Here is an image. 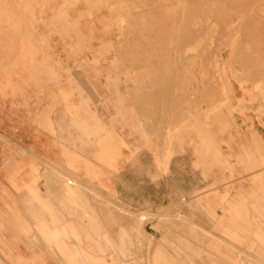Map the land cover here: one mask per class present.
<instances>
[{
  "label": "crops",
  "instance_id": "1",
  "mask_svg": "<svg viewBox=\"0 0 264 264\" xmlns=\"http://www.w3.org/2000/svg\"><path fill=\"white\" fill-rule=\"evenodd\" d=\"M86 7L0 0V264H264L251 86L228 80L188 128L185 99L129 97L98 48L74 46Z\"/></svg>",
  "mask_w": 264,
  "mask_h": 264
},
{
  "label": "rangeland",
  "instance_id": "2",
  "mask_svg": "<svg viewBox=\"0 0 264 264\" xmlns=\"http://www.w3.org/2000/svg\"><path fill=\"white\" fill-rule=\"evenodd\" d=\"M79 1L87 5L89 29L75 34L74 46L82 39L98 48L92 63L107 58L110 84L122 81L129 97H181L186 126L196 118L209 125L227 101V81L234 80L251 86L255 111L264 115V0ZM150 217L138 215L139 227Z\"/></svg>",
  "mask_w": 264,
  "mask_h": 264
},
{
  "label": "bare ground",
  "instance_id": "3",
  "mask_svg": "<svg viewBox=\"0 0 264 264\" xmlns=\"http://www.w3.org/2000/svg\"><path fill=\"white\" fill-rule=\"evenodd\" d=\"M158 1V0H157ZM160 1V0H159ZM157 2L159 5L161 4L160 2ZM165 1H167L168 2V0H165ZM114 2V1H113ZM155 2V1H154ZM154 2H153V4H154ZM154 6H155V4H154ZM158 7V6H157ZM156 7V8H157ZM161 7V6H160ZM128 8V7H127ZM149 8H151V7H149ZM148 9V8H147ZM153 9V8H152ZM129 10V9H128ZM175 11V10H174ZM246 11V10H245ZM124 12V11H123ZM128 12V11H127ZM263 12V11H262ZM120 13V12H119ZM133 13V12H132ZM138 13V12H137ZM240 13V12H239ZM133 15V14H132ZM230 15H231V13H230ZM243 15V14H242ZM248 15V14H247ZM129 18V17H128ZM257 18V17H256ZM175 19V18H174ZM133 22V21H132ZM134 24V23H133ZM148 25V24H147ZM140 26V25H139ZM126 31V30H125ZM179 31V30H178ZM169 33V32H168ZM178 34V33H177ZM177 37V36H176ZM168 40V39H167ZM136 41V40H135ZM149 41V40H148ZM182 44H183V41H182ZM185 44V43H184ZM243 44V43H242ZM178 45V44H177ZM227 45V44H226ZM140 46V45H139ZM187 46V45H186ZM179 47H180V45H179ZM177 48V47H176ZM203 48V47H202ZM167 50V49H166ZM177 50V49H176ZM208 50V49H207ZM123 51V50H122ZM168 51V50H167ZM184 51V50H183ZM134 52V51H133ZM178 52V51H177ZM180 53V52H179ZM122 54V53H121ZM153 55V54H152ZM166 56V55H165ZM169 56V55H168ZM171 56V55H170ZM154 57V56H153ZM101 58V57H100ZM152 58V57H151ZM134 60V59H133ZM157 60V59H156ZM159 60V59H158ZM185 61V60H184ZM142 62V61H141ZM161 63V62H160ZM168 63V62H167ZM175 63V62H174ZM264 63V62H263ZM182 64V63H181ZM133 65V64H132ZM252 65H254V64H252ZM146 66V65H145ZM180 66V65H179ZM153 68V67H152ZM252 68V67H251ZM138 70V69H137ZM141 71V70H140ZM151 72V71H150ZM174 74V73H173ZM138 77V76H137ZM148 77V76H147ZM152 81V80H151ZM127 82V81H126ZM205 86V85H204ZM169 87V86H168ZM211 88V87H210ZM162 92V91H161ZM152 95V94H151ZM97 130V129H96ZM145 257V256H144Z\"/></svg>",
  "mask_w": 264,
  "mask_h": 264
}]
</instances>
